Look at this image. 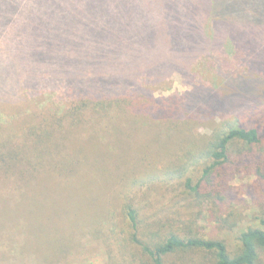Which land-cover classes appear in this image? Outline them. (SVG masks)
Returning <instances> with one entry per match:
<instances>
[{"label": "trees", "instance_id": "trees-1", "mask_svg": "<svg viewBox=\"0 0 264 264\" xmlns=\"http://www.w3.org/2000/svg\"><path fill=\"white\" fill-rule=\"evenodd\" d=\"M191 1L137 0L131 11L140 31L126 47L115 27L106 28L107 19L100 21L84 45L72 41L71 0H0V51L8 43L6 35L19 38L35 28L52 34L48 47L56 51L58 60L68 63L83 46L92 57L86 68L67 69L56 77L75 90L64 107L29 116L17 125L9 123L10 127L0 130V180L16 170L20 187L27 177L23 175L41 171L60 175L59 183L67 176H75V183L86 176L116 179L122 187L121 213L134 230L130 242L135 253L128 250L122 255L125 261L129 259L127 264H264V213L256 217L257 227L241 234L234 251L223 239L203 237L197 227L204 215L220 230L234 226L228 224L225 212L232 198L229 182L233 178L250 175L264 184V133L258 124L243 122L246 113L233 118L237 109L227 105L231 97L250 90L248 83L243 80L234 85L230 80L209 89L198 83L189 93L163 98H157L153 90L174 73L193 78L191 70L198 56L183 69L182 55L166 60L165 50L155 51L163 39L158 31L160 21ZM206 1L211 21L231 24L225 5ZM106 2L105 16L116 18V2ZM37 8L41 12H36ZM227 45L233 49L230 42ZM96 48L102 52L97 58ZM172 48L177 51L174 45ZM135 50L138 52L130 55ZM147 56L149 62L154 59L157 63L144 64ZM127 57L133 62H127ZM93 74L103 78L96 83ZM221 90L229 95L219 94ZM206 92L213 98L205 99ZM202 128L209 133L201 135ZM93 139L102 143L99 153L91 148ZM125 188H144L146 196L134 202L133 197L124 196ZM153 196L157 202L165 198L166 207L185 210L186 215L160 221L155 233L137 239L141 206L151 205ZM115 217L111 212L108 222ZM68 258L55 263L78 264Z\"/></svg>", "mask_w": 264, "mask_h": 264}, {"label": "rangeland", "instance_id": "rangeland-1", "mask_svg": "<svg viewBox=\"0 0 264 264\" xmlns=\"http://www.w3.org/2000/svg\"><path fill=\"white\" fill-rule=\"evenodd\" d=\"M71 1L74 9V34L71 38L75 43L84 45L89 34L105 19L106 28L115 27L121 34L123 46L128 47L132 37L140 31L135 12L131 11L137 0ZM106 1L116 2V18L105 16ZM216 2L228 8L230 25L208 18L210 10L206 0L188 2L178 11L168 12L169 15L160 21L158 31L163 34V39L156 44V52L165 50L166 60L182 55L183 69L190 67L195 56L199 59L190 69L194 79L174 73L153 87L155 96L163 98L189 93L198 83L209 89L230 80L234 85L246 81L250 90L231 97L227 105L232 104L237 109L233 118L246 113L248 115L243 122L258 124L264 133V85H260L264 81V0H257V4L253 0ZM35 11L41 12L39 8ZM4 39L8 43L6 46L1 44L3 49L0 51V130L5 125H17L37 113L64 107L70 92L75 90L72 84L56 80V77L67 69L86 68L92 61L86 46L75 50L68 63L58 60L56 51L48 47L52 44V34L35 28L27 36L25 31L19 38L6 35ZM228 42L233 49L229 48ZM137 52L132 51L130 55ZM94 56H102V52L96 48ZM125 60L133 62L128 57ZM142 62L149 66L157 63L154 59L149 62L148 56ZM92 78L96 83L100 80L98 74H93ZM83 82L88 81L85 79ZM211 94L206 92L205 99L213 98ZM219 94L228 96L229 92L221 90ZM199 133L207 135L209 132L202 128ZM91 148L99 153L103 146L99 140L93 139ZM19 174L16 170L8 178L0 180V264H56V260L64 256L78 264L129 262L122 255L128 250L130 254L135 253V246L130 242L134 238V230L121 213L122 187L116 179L86 176L75 183V176H67L59 183L60 175L41 171L23 175L27 177L20 187L16 181ZM229 185L232 198L225 212L229 216L228 224L234 226L220 230L204 215L197 227L203 237L223 239L234 251L240 245L241 234L257 227L256 217L264 213V184L256 177L241 175L233 178ZM125 191L127 194L124 196L133 197L134 202L146 196L144 188L135 191L125 188ZM151 200V205L144 203L141 206L137 239L155 233L154 228L160 221L166 223L172 216L186 215L185 210L175 208L171 211L166 207L165 198L157 202L153 196ZM111 212L116 217L108 222Z\"/></svg>", "mask_w": 264, "mask_h": 264}]
</instances>
